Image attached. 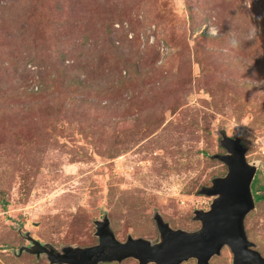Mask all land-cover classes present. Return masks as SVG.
I'll list each match as a JSON object with an SVG mask.
<instances>
[{
  "label": "rangeland",
  "instance_id": "rangeland-1",
  "mask_svg": "<svg viewBox=\"0 0 264 264\" xmlns=\"http://www.w3.org/2000/svg\"><path fill=\"white\" fill-rule=\"evenodd\" d=\"M248 16L260 38L231 47ZM223 134L264 185V0H0V264H52L16 255L26 232L88 246L104 216L120 241L198 229ZM243 225L264 257V199Z\"/></svg>",
  "mask_w": 264,
  "mask_h": 264
},
{
  "label": "water",
  "instance_id": "water-1",
  "mask_svg": "<svg viewBox=\"0 0 264 264\" xmlns=\"http://www.w3.org/2000/svg\"><path fill=\"white\" fill-rule=\"evenodd\" d=\"M222 143L225 152L218 157L226 165V172L212 178L211 185L203 190L214 197L208 209L194 211V219L200 222L198 229L172 228L156 215L157 241L131 236L120 241L104 216L95 221V244L65 246L56 251L26 232L24 237L30 244L22 245L19 251L45 253L52 264H96L127 257L136 259L138 264H179L189 258H194L195 264H210V258L226 245L233 264H264V257L247 239L243 225L246 213L254 206L250 183L256 167L246 160V148L240 144L239 136H225Z\"/></svg>",
  "mask_w": 264,
  "mask_h": 264
},
{
  "label": "clouds",
  "instance_id": "clouds-1",
  "mask_svg": "<svg viewBox=\"0 0 264 264\" xmlns=\"http://www.w3.org/2000/svg\"><path fill=\"white\" fill-rule=\"evenodd\" d=\"M241 3L244 8H248L250 6L251 0H241ZM262 17H257L259 20ZM249 23L239 32L231 34V38L229 40V44L231 47L236 48L239 47L242 43L246 41H251L254 43L258 38H260V32L258 27L253 24L248 16ZM208 28V35L212 37H216L220 33V26H216L214 24H210L206 26ZM260 166L264 167V161L260 162Z\"/></svg>",
  "mask_w": 264,
  "mask_h": 264
},
{
  "label": "trees",
  "instance_id": "trees-1",
  "mask_svg": "<svg viewBox=\"0 0 264 264\" xmlns=\"http://www.w3.org/2000/svg\"><path fill=\"white\" fill-rule=\"evenodd\" d=\"M225 136H228V135H225V134H223V136H222V139H223V137H225ZM239 142H240V144L243 146V147H245L242 143H241V141H240V137H239ZM220 146L225 150V147L223 146V143L222 142H220ZM246 148V147H245ZM246 152V151H245ZM223 154V153H222ZM219 155H221V154H219ZM218 155V156H219ZM224 164V163H223ZM225 165V164H224ZM225 167H226V165H225ZM251 192H252V196H253V200L254 201H258V200H260V199H264V185H257V183H256V179H255V177H254V179H253V181L251 182ZM258 190H261L262 192L261 193H258ZM5 201H3L2 200V206L3 207H5ZM22 245H20L19 247H18V253H16V255L17 254H21V253H23V252H26V251H19V248L21 247ZM51 246V245H50ZM53 248V247H52ZM56 250V249H55ZM56 251H59V250H56ZM60 251H61V249H60ZM27 253H30V252H27ZM30 254H33V255H35V256H38V255H36L35 253H30ZM41 254H45V253H41ZM40 255V254H39ZM104 262H106V261H104Z\"/></svg>",
  "mask_w": 264,
  "mask_h": 264
},
{
  "label": "flooded vegetation",
  "instance_id": "flooded-vegetation-1",
  "mask_svg": "<svg viewBox=\"0 0 264 264\" xmlns=\"http://www.w3.org/2000/svg\"><path fill=\"white\" fill-rule=\"evenodd\" d=\"M60 251V250H59Z\"/></svg>",
  "mask_w": 264,
  "mask_h": 264
}]
</instances>
